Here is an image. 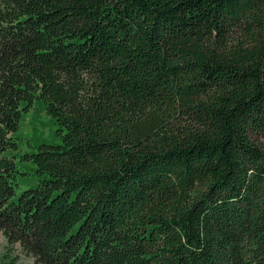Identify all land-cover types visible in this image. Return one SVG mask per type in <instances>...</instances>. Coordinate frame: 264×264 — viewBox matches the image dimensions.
Returning <instances> with one entry per match:
<instances>
[{"label":"trees","instance_id":"obj_1","mask_svg":"<svg viewBox=\"0 0 264 264\" xmlns=\"http://www.w3.org/2000/svg\"><path fill=\"white\" fill-rule=\"evenodd\" d=\"M0 232V264H264V0H0Z\"/></svg>","mask_w":264,"mask_h":264},{"label":"rangeland","instance_id":"obj_2","mask_svg":"<svg viewBox=\"0 0 264 264\" xmlns=\"http://www.w3.org/2000/svg\"><path fill=\"white\" fill-rule=\"evenodd\" d=\"M38 113H35V115L38 116L39 120L38 121H33L32 116H28L26 118V121L23 125L22 128V133L24 136V141H27V139L31 140L33 137L36 136V130H37V135L42 136V139L53 142V143H60V141L57 139L53 140V132L54 128L51 127L49 123V118L46 116L44 112L37 111ZM39 114V115H38ZM27 143L23 145V152L26 151ZM21 180L23 185L21 186V190L28 189L30 187L36 186V181L34 180L33 176H21ZM8 244L3 236L2 232H0V259L1 257L8 252ZM10 250L13 252V255L19 257V264H36L35 260L26 255L23 250L19 246L10 247Z\"/></svg>","mask_w":264,"mask_h":264}]
</instances>
